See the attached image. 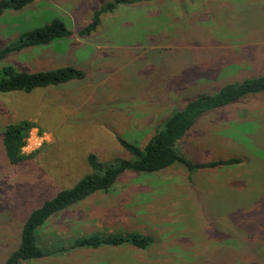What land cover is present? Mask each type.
<instances>
[{
	"label": "rangeland",
	"instance_id": "rangeland-1",
	"mask_svg": "<svg viewBox=\"0 0 264 264\" xmlns=\"http://www.w3.org/2000/svg\"><path fill=\"white\" fill-rule=\"evenodd\" d=\"M108 1L35 0L1 16L0 28L10 23L22 33L59 17L77 32ZM119 7L85 37L99 46L85 78L0 92V264L17 248L31 211L93 171L90 154L101 162L133 158L119 136L143 149L188 99L264 74V0H141ZM9 32L0 41L12 38ZM72 42L54 46L73 59ZM28 55L18 63L29 64ZM21 119L34 123L22 148L30 157L12 164L2 132ZM180 148L196 161H244L197 172L178 164L127 171L109 191L52 216L38 239L68 247L84 234L132 232L153 239L146 249L110 246L105 257L78 247L23 264H264V96L204 114Z\"/></svg>",
	"mask_w": 264,
	"mask_h": 264
},
{
	"label": "trees",
	"instance_id": "trees-1",
	"mask_svg": "<svg viewBox=\"0 0 264 264\" xmlns=\"http://www.w3.org/2000/svg\"><path fill=\"white\" fill-rule=\"evenodd\" d=\"M34 1L0 0V17L8 12H18ZM138 1L141 0H110L104 3L94 10L91 20L76 33L87 37L98 29L104 14L113 12L122 4ZM74 34L75 31L67 27L61 18L55 17L43 26L20 33L14 41L0 45V92L17 90L31 92L39 87L62 85L74 79L85 78V70L74 65L31 71L21 69L9 60L12 53L34 46L54 44L55 41L69 39ZM263 94L264 74L227 82L215 92L206 91L197 94L196 97L188 99L183 107L174 110L158 125L156 133L143 149L138 144L119 136L121 144L133 154V158L120 157L109 162H101L95 154H90L89 163L93 171L86 174L75 185L61 189L56 195L31 211L23 224L17 248L9 253L4 264H23L28 260L50 257L78 247L98 249L103 246L131 244V246L146 249L153 239L141 233L93 232L75 238L68 247L64 244L60 247L54 245H44V247L38 239V231L56 213L94 193L109 191L127 171L155 173L178 164L190 172H197L200 169L235 166L242 163L244 159L240 156L209 161L193 160L181 150L180 141L204 114L231 103L264 96ZM33 126V121L29 119L12 121L5 125L2 143L10 163L18 164L30 157L23 152L22 148Z\"/></svg>",
	"mask_w": 264,
	"mask_h": 264
},
{
	"label": "crops",
	"instance_id": "crops-1",
	"mask_svg": "<svg viewBox=\"0 0 264 264\" xmlns=\"http://www.w3.org/2000/svg\"><path fill=\"white\" fill-rule=\"evenodd\" d=\"M119 8L120 7H118L117 9H119ZM7 27H9V29L11 28V32H13V33L9 32L8 31L9 29H7ZM5 31L11 33L13 37L12 36H11L12 38L4 37V40L0 41L1 45H3L6 42L14 41L15 39L18 38V36L20 34V32L15 28V25L10 24V23L8 25L3 24L1 26L0 35L1 36L10 35V34H7ZM78 37H80V38H78ZM85 37H82L75 32V34L73 36H71L69 39H67V40H71V39L73 40V42L70 44L72 47V48L70 47V51L72 49H74V51H76V53L78 54L76 56L74 54V51H73V55H74L73 59H67L66 56L69 54L68 50H62V49H59L56 46H54L55 44H50V45L41 46V47L40 46H34L32 48H28V49L13 53L9 56V60L11 62L13 61V63L16 66H18L19 68L28 69L31 71L50 69V68H52L51 66L54 64H56V66L53 68L60 67V66H66V65H69V62H73L72 65L83 69L84 66H87V62L89 60L96 58V56L94 54V50L95 49L99 50L98 45H88L86 40H85ZM35 47L37 48V50L35 49ZM78 50L80 51L81 54L78 53ZM25 52H27L29 54L27 56V60L29 61L28 62L29 64L21 65L18 63L19 62L18 60H21L20 56L25 54ZM62 52L68 53V54L65 57H62V54H61ZM15 58H17V60ZM109 249H110V246H106L105 249L100 247V248L95 249V250L97 251V253L101 252V254H103V256L108 257L104 253H107V251ZM111 264H114V263H111Z\"/></svg>",
	"mask_w": 264,
	"mask_h": 264
}]
</instances>
